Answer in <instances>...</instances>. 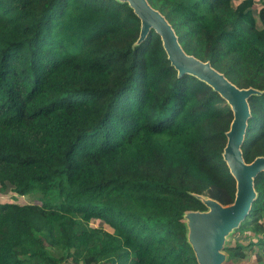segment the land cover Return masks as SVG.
I'll use <instances>...</instances> for the list:
<instances>
[{"label":"trees","instance_id":"1","mask_svg":"<svg viewBox=\"0 0 264 264\" xmlns=\"http://www.w3.org/2000/svg\"><path fill=\"white\" fill-rule=\"evenodd\" d=\"M148 2L188 55L261 92L242 152L264 157V1ZM140 31L119 0H0V187L39 202L0 203V264H198L184 216L234 202L233 111ZM254 185L226 264H264V171Z\"/></svg>","mask_w":264,"mask_h":264},{"label":"water","instance_id":"2","mask_svg":"<svg viewBox=\"0 0 264 264\" xmlns=\"http://www.w3.org/2000/svg\"><path fill=\"white\" fill-rule=\"evenodd\" d=\"M127 2L141 21L140 44L154 29L161 37L163 47L171 64L178 70L179 76L193 75L209 84L231 106L233 120L227 132L224 160L236 180L234 202L222 205L211 198L199 197L207 210L191 211L185 214L188 229V241L195 253L198 264H225L224 252L229 236L236 230L250 212L256 199L254 181L264 171V157H258L246 163L242 145L245 140L248 121L251 116L249 99L261 92L254 88L241 89L230 82L209 62L188 55L180 45L178 37L168 20L153 8L148 0H119Z\"/></svg>","mask_w":264,"mask_h":264},{"label":"rangeland","instance_id":"3","mask_svg":"<svg viewBox=\"0 0 264 264\" xmlns=\"http://www.w3.org/2000/svg\"><path fill=\"white\" fill-rule=\"evenodd\" d=\"M238 1H241V0H238ZM254 1L256 4L255 6L257 8H259V6L261 5V3L264 0H254ZM58 200H59V198H57L55 201H58ZM0 203L1 204H4V203H15V204L34 203V204H39V202H38V200L34 194H29L26 196H19L12 191L11 186H8V188L6 190H1V187H0ZM91 225L94 227L106 228V224L104 223V221H101L99 219H93L91 222ZM234 262H235V264H256V259L251 256V257H248L247 259L241 260V261H235L234 260Z\"/></svg>","mask_w":264,"mask_h":264}]
</instances>
